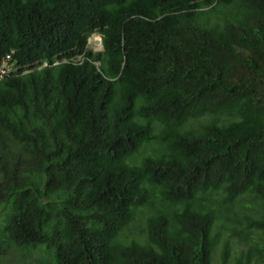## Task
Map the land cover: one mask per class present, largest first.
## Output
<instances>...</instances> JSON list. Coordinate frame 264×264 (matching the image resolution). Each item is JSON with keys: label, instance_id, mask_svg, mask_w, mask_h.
I'll list each match as a JSON object with an SVG mask.
<instances>
[{"label": "trees", "instance_id": "obj_1", "mask_svg": "<svg viewBox=\"0 0 264 264\" xmlns=\"http://www.w3.org/2000/svg\"><path fill=\"white\" fill-rule=\"evenodd\" d=\"M10 51L0 264H264V0H0Z\"/></svg>", "mask_w": 264, "mask_h": 264}, {"label": "built area", "instance_id": "obj_2", "mask_svg": "<svg viewBox=\"0 0 264 264\" xmlns=\"http://www.w3.org/2000/svg\"><path fill=\"white\" fill-rule=\"evenodd\" d=\"M10 58L11 54H7L5 58L0 62V79L7 76L11 69V64L9 63Z\"/></svg>", "mask_w": 264, "mask_h": 264}, {"label": "clouds", "instance_id": "obj_3", "mask_svg": "<svg viewBox=\"0 0 264 264\" xmlns=\"http://www.w3.org/2000/svg\"><path fill=\"white\" fill-rule=\"evenodd\" d=\"M94 35H98V34H94ZM94 35H92L90 38H92ZM99 37H100V42H101V36L100 35H98ZM90 38L88 39V45L90 46ZM101 49H102V44H101ZM93 51H97V50H93ZM7 54H11V58H10V60H9V63L11 64V69H10V71H9V73H8V75L7 76H5V77H8V76H10V74H11V72H12V70H13V63H12V54H13V51H10L9 53H7ZM6 54V55H7ZM5 55V56H6ZM5 56L1 59V61L5 58ZM0 61V62H1ZM58 62H55L54 64H57ZM47 64L45 63V62H43V64H42V66H46ZM5 77H3L2 79H4ZM1 80V79H0Z\"/></svg>", "mask_w": 264, "mask_h": 264}, {"label": "rangeland", "instance_id": "obj_4", "mask_svg": "<svg viewBox=\"0 0 264 264\" xmlns=\"http://www.w3.org/2000/svg\"><path fill=\"white\" fill-rule=\"evenodd\" d=\"M90 48L93 50H101V42L98 35H94L92 38H90Z\"/></svg>", "mask_w": 264, "mask_h": 264}]
</instances>
